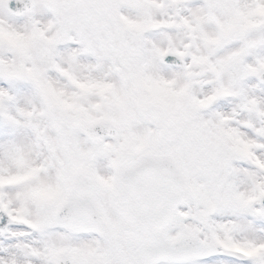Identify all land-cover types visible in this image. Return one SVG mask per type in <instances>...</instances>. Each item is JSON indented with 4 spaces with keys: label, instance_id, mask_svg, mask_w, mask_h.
Segmentation results:
<instances>
[{
    "label": "snow or ice",
    "instance_id": "1",
    "mask_svg": "<svg viewBox=\"0 0 264 264\" xmlns=\"http://www.w3.org/2000/svg\"><path fill=\"white\" fill-rule=\"evenodd\" d=\"M0 264H264V0H0Z\"/></svg>",
    "mask_w": 264,
    "mask_h": 264
}]
</instances>
